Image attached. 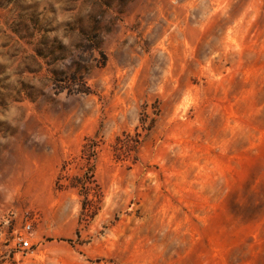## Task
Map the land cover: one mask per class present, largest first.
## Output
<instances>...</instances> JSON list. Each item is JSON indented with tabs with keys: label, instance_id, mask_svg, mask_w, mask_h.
<instances>
[{
	"label": "rangeland",
	"instance_id": "rangeland-1",
	"mask_svg": "<svg viewBox=\"0 0 264 264\" xmlns=\"http://www.w3.org/2000/svg\"><path fill=\"white\" fill-rule=\"evenodd\" d=\"M0 264H264V0H0Z\"/></svg>",
	"mask_w": 264,
	"mask_h": 264
},
{
	"label": "trees",
	"instance_id": "trees-1",
	"mask_svg": "<svg viewBox=\"0 0 264 264\" xmlns=\"http://www.w3.org/2000/svg\"><path fill=\"white\" fill-rule=\"evenodd\" d=\"M82 91H85V89ZM153 121L154 119H151L148 124L144 125V121L140 118V123L142 124L140 130H138V126H136L133 134L128 131H122L120 135H116L114 141L111 143L113 157L117 160L131 158L132 162H135L137 159L139 146L143 140V137L152 128ZM61 178V176H58L57 181H59ZM69 186H80L81 190L86 188L84 180L79 176L75 177L74 180L69 183ZM93 196L94 198L91 199H87L85 196L82 203V208H88L90 211V216L95 213V210L97 209L96 203L99 201L97 192L93 193Z\"/></svg>",
	"mask_w": 264,
	"mask_h": 264
},
{
	"label": "built area",
	"instance_id": "built-area-1",
	"mask_svg": "<svg viewBox=\"0 0 264 264\" xmlns=\"http://www.w3.org/2000/svg\"><path fill=\"white\" fill-rule=\"evenodd\" d=\"M23 228L26 231H28V229L30 228V223L27 220L24 222ZM13 240L17 241L18 248L21 249V250H27L29 248V246H30L29 242H28V239L23 237V236H21V235H16V238L13 239Z\"/></svg>",
	"mask_w": 264,
	"mask_h": 264
}]
</instances>
